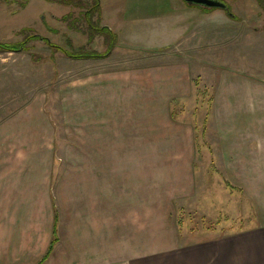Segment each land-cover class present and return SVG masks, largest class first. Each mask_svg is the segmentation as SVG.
Returning a JSON list of instances; mask_svg holds the SVG:
<instances>
[{"label":"crops","instance_id":"1","mask_svg":"<svg viewBox=\"0 0 264 264\" xmlns=\"http://www.w3.org/2000/svg\"><path fill=\"white\" fill-rule=\"evenodd\" d=\"M158 1L167 0H136L134 4ZM175 5L205 13L200 7ZM189 79L188 66L183 64L87 74L84 88L75 89L80 99L69 100L67 105L72 114L76 112L68 118L69 125L85 131L86 143L78 145L81 136L69 134L67 162L58 154L61 137L44 100L26 101L0 117V264H264V212L244 231L199 242L179 241L172 213L175 200L194 189L195 148L191 128L174 120L169 108L173 100L189 92ZM258 89L263 92L264 85ZM243 92L250 109L236 120L244 124L246 134L241 138L246 140L245 151L238 155L244 159L247 185L257 191L250 195L264 197V148L253 137L264 132V99L253 115V87L245 85ZM141 108L151 113L148 122L153 128L140 126ZM112 121L118 125L126 121L127 128L114 131ZM160 121L164 128L159 130L165 132L161 139L172 140L174 145L168 153L182 154V159L167 166L170 174L157 186L156 167L144 169L149 174L142 177L141 165L134 162L141 155L142 132L150 138ZM254 125L260 126L253 133ZM226 139L230 156L232 141L237 138ZM120 140L125 141L118 147ZM166 153L160 151L159 155L165 157ZM158 189L163 197H157ZM254 197L253 203H264ZM146 204L154 205L152 214L143 208ZM158 204L164 205L158 216L165 223L158 229L160 238L156 231ZM142 218L149 220L142 222ZM55 227L58 240L43 260Z\"/></svg>","mask_w":264,"mask_h":264},{"label":"rangeland","instance_id":"2","mask_svg":"<svg viewBox=\"0 0 264 264\" xmlns=\"http://www.w3.org/2000/svg\"><path fill=\"white\" fill-rule=\"evenodd\" d=\"M167 1L146 5L134 4L136 0H100L99 11L92 17L94 26H88L84 13L93 0H0V44L25 42L23 50L0 49V117L26 101L44 100L61 137L58 154L67 162L65 143L69 134L81 136L78 145L86 143L85 131L69 125L68 118L76 112L72 114L67 105L69 100L80 99L75 89L84 88L87 74L151 64L188 66L190 90L173 100L169 108L174 120L191 128L195 148L194 189L175 200L172 213L179 241L184 244L252 228L264 212V203L252 202L254 196L250 194L257 191L245 180L244 159L238 154L245 151L246 140L241 138L246 134L244 124L236 122L250 109L248 102L245 106V85L253 87V115L264 99V91L258 89L264 85V0H220L230 6L235 18L223 9L203 13L175 5L189 6L184 0ZM72 53L105 56L77 58ZM140 111V126L152 127L148 122L151 113L145 108ZM127 125L125 121L112 126L120 132ZM162 125L164 128V123L158 122V131L155 129L150 138L142 132L141 155L134 162L141 165L142 177L149 174L144 169L156 167L157 186L170 174L167 166L182 159V154L168 153L174 145L172 140L161 139L165 136L159 130ZM259 134L253 137L264 148V132ZM226 137L237 138L232 141L230 156L226 154ZM160 151H167L166 156L159 155ZM160 192L158 189L157 197H163ZM257 197L254 199H264ZM163 206L156 205L157 238L161 235L158 229L165 224L158 219ZM143 208L152 214L154 205ZM151 220L154 222L153 216Z\"/></svg>","mask_w":264,"mask_h":264},{"label":"trees","instance_id":"3","mask_svg":"<svg viewBox=\"0 0 264 264\" xmlns=\"http://www.w3.org/2000/svg\"><path fill=\"white\" fill-rule=\"evenodd\" d=\"M86 7L88 9H86V12L84 13V17H85V21L88 23V26L93 25V20H92V17L95 13H97L99 11V7H100V0H93V3L90 4V5H86ZM229 7V12H228V15L230 17H234L235 18V15L234 13L232 12L230 6ZM202 8V7H200ZM203 10L205 11H208L209 9H206V8H202ZM214 10V9H212ZM103 30V28H101ZM37 35H35L34 37H36ZM24 46H25V42H20V43H11V44H7V43H4V44H0V49L3 50V51H19L20 49H24ZM72 57H77V58H102L103 56L105 55H101V54H97V53H72L71 55ZM58 238H57V230H56V227L54 228V236H53V239H52V242H51V246L46 254V256L44 257L43 260H45V258H47L49 256V254L52 252L53 248H54V245L56 244Z\"/></svg>","mask_w":264,"mask_h":264},{"label":"water","instance_id":"4","mask_svg":"<svg viewBox=\"0 0 264 264\" xmlns=\"http://www.w3.org/2000/svg\"><path fill=\"white\" fill-rule=\"evenodd\" d=\"M190 6L202 7L209 10L212 9H223L229 12L228 4L220 0H184Z\"/></svg>","mask_w":264,"mask_h":264}]
</instances>
